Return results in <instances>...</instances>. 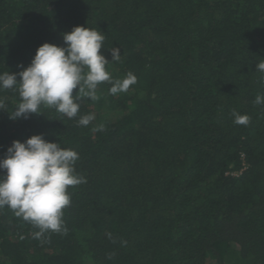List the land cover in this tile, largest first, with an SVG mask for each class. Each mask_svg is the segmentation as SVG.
<instances>
[{"label": "trees", "instance_id": "obj_1", "mask_svg": "<svg viewBox=\"0 0 264 264\" xmlns=\"http://www.w3.org/2000/svg\"><path fill=\"white\" fill-rule=\"evenodd\" d=\"M76 26L105 36L112 80L137 82L77 93L72 119L42 108L10 120L18 92L0 91V158L42 134L78 153L87 181L68 189L66 233L37 239L0 210V264H264V0H0V73Z\"/></svg>", "mask_w": 264, "mask_h": 264}, {"label": "clouds", "instance_id": "obj_2", "mask_svg": "<svg viewBox=\"0 0 264 264\" xmlns=\"http://www.w3.org/2000/svg\"><path fill=\"white\" fill-rule=\"evenodd\" d=\"M105 36L97 29L76 26L62 34L64 46L44 43L36 49L34 57L23 70L0 73V91L18 92L19 102L9 115L10 120L40 115L42 108L54 109L69 119L75 118L80 97L97 100L99 84H111L109 94L126 92L137 82L129 72L123 79L112 80L106 71L108 60L100 54ZM121 49H111L112 61L121 59ZM111 61V62H112ZM256 66L264 82V60ZM19 77V80H17ZM76 90L73 95V90ZM257 105L264 104V96L257 95ZM5 104L0 100V111ZM234 123L247 126L248 115L233 112ZM95 119L88 114L78 120L80 126H88ZM98 125L93 131H103ZM79 155L63 148L60 143L47 142L43 135H33L24 142L13 141L0 158V210L8 208L15 215L29 222L38 231L39 239L45 233L67 232L63 223V209L71 204L69 187L86 183V178L75 171ZM126 243V242H125Z\"/></svg>", "mask_w": 264, "mask_h": 264}]
</instances>
